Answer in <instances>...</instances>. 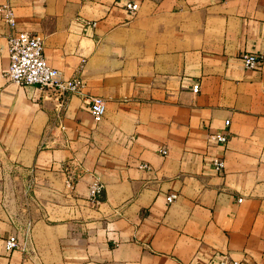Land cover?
Here are the masks:
<instances>
[{
	"label": "crops",
	"instance_id": "1",
	"mask_svg": "<svg viewBox=\"0 0 264 264\" xmlns=\"http://www.w3.org/2000/svg\"><path fill=\"white\" fill-rule=\"evenodd\" d=\"M5 2L19 29L43 36L48 63L81 75L107 112L95 122L74 94L52 124L47 94L8 78L0 19V264H264V63L242 60L264 55V0ZM79 162L71 192L65 167ZM13 236L21 247L9 251Z\"/></svg>",
	"mask_w": 264,
	"mask_h": 264
},
{
	"label": "built area",
	"instance_id": "2",
	"mask_svg": "<svg viewBox=\"0 0 264 264\" xmlns=\"http://www.w3.org/2000/svg\"><path fill=\"white\" fill-rule=\"evenodd\" d=\"M131 16H135L139 10L138 2H128L125 5ZM0 19L9 26L8 43L10 52V65L8 70V78L10 81L20 85H33L43 90L47 94V98L55 104V111L52 124L61 125L63 117L67 111L71 96L81 94L89 98V111L93 120L97 123L101 122L107 112V102L101 96H88L85 93L84 79L81 75L74 76L69 79L62 77V72L52 67L45 55V41L43 36L30 32L25 29L18 28V19L12 4L5 2L0 3ZM242 60L246 68L251 70H260L264 63V55L260 52H245ZM199 85L194 86V91L199 90ZM229 124V121L226 122ZM212 139L221 144H225L228 140L226 133H216L212 135ZM161 153L167 155L168 151L162 149ZM142 166H146L143 164ZM213 168L216 173L223 174L226 168L225 158L217 156L213 160ZM33 173V170H31ZM30 173V175H32ZM85 168L82 163L74 164V167L68 165L65 167L66 185L71 192L76 190V186L85 175ZM32 178V176H30ZM93 181L89 188V197L91 200L100 204L104 192V186L101 179L96 175H91ZM179 195L173 193L167 197L169 204L174 203ZM31 228L29 225L28 232ZM21 247L19 238L13 236L7 241V249L9 251ZM217 264H242L240 261L232 259H222Z\"/></svg>",
	"mask_w": 264,
	"mask_h": 264
},
{
	"label": "trees",
	"instance_id": "3",
	"mask_svg": "<svg viewBox=\"0 0 264 264\" xmlns=\"http://www.w3.org/2000/svg\"><path fill=\"white\" fill-rule=\"evenodd\" d=\"M102 199H103V197H102Z\"/></svg>",
	"mask_w": 264,
	"mask_h": 264
}]
</instances>
